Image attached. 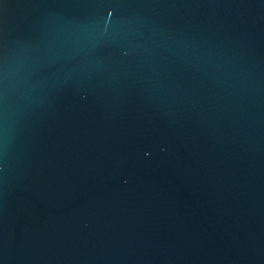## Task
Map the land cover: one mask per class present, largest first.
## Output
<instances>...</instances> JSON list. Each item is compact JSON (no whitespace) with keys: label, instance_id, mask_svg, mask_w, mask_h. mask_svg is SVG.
Wrapping results in <instances>:
<instances>
[{"label":"water","instance_id":"obj_1","mask_svg":"<svg viewBox=\"0 0 264 264\" xmlns=\"http://www.w3.org/2000/svg\"><path fill=\"white\" fill-rule=\"evenodd\" d=\"M0 264H264V0H0Z\"/></svg>","mask_w":264,"mask_h":264}]
</instances>
